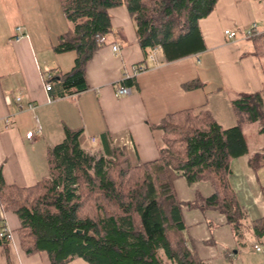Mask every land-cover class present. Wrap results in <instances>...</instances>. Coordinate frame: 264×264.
Returning <instances> with one entry per match:
<instances>
[{"label":"trees","instance_id":"trees-1","mask_svg":"<svg viewBox=\"0 0 264 264\" xmlns=\"http://www.w3.org/2000/svg\"><path fill=\"white\" fill-rule=\"evenodd\" d=\"M71 28L54 51L76 53L73 68L49 79L55 99L88 88L86 64L112 32L110 10L126 6L146 55L158 48L173 62L206 50L200 20L218 0H59ZM255 56L264 55V33L250 38ZM147 67H150L148 63ZM51 72H54L51 70ZM133 79L122 81L132 85ZM200 83L190 82L186 88ZM239 124L224 128L208 111L166 114L153 129L163 133L159 156L133 164L124 147L89 151L83 128L65 127L64 139L47 150L48 174L31 186L7 184L0 172V204L16 214L20 247L28 256L46 253L50 264L83 259L89 264H211L202 260L188 234L183 207L219 211L238 247L264 236V218L250 221L230 182L231 162L250 154L264 167V150L251 155L244 124L264 134V89L232 97ZM208 181L214 192L180 200L175 180ZM7 235L0 247L7 246Z\"/></svg>","mask_w":264,"mask_h":264},{"label":"crops","instance_id":"crops-1","mask_svg":"<svg viewBox=\"0 0 264 264\" xmlns=\"http://www.w3.org/2000/svg\"><path fill=\"white\" fill-rule=\"evenodd\" d=\"M39 5L56 12L61 6L59 0H0V172L7 184L31 186L46 176L47 150L64 139L65 127L83 128L87 140L99 150H108L109 144L124 147L132 163L138 164L159 156L163 133L151 124L159 123L166 114L182 109L208 111L222 127H233L239 119L232 97L264 89V55L252 54L253 42L243 36L254 24L260 34L264 33V0H218L214 11L200 20L206 50L173 62L164 61L161 51L156 62L146 61L128 9L112 8V32L86 64L88 88L57 99L52 90H46V75L51 70L53 74L70 71L76 53L53 50L59 36L70 29L61 15H57L55 30L43 27L36 32ZM18 27L25 36L15 40ZM226 29L236 31L237 37H228ZM114 45L120 51L115 52ZM147 63L149 69L129 78L133 79L129 85L132 93L117 95L122 81L132 77L133 67ZM194 81L200 85L186 88ZM30 105L35 107L42 128L32 138L27 133L35 129L36 121ZM250 126L258 137L248 140L252 155L264 150V134L259 125ZM249 127L244 124V132ZM231 169V185L248 218L263 219L264 167L255 170L250 154H246L233 159ZM175 188L185 203L198 193L209 197L214 192L210 182L189 184L184 177L175 180ZM183 215L202 260L264 264V252L255 249L256 244L264 248V236L251 234L246 244L238 247L226 216L219 211L184 206ZM19 226L16 214L0 204V237L12 234L7 248L0 247V264H8L9 258L14 264H50L46 253L28 256L23 251L16 233ZM68 264L89 263L75 259Z\"/></svg>","mask_w":264,"mask_h":264},{"label":"built area","instance_id":"built-area-1","mask_svg":"<svg viewBox=\"0 0 264 264\" xmlns=\"http://www.w3.org/2000/svg\"><path fill=\"white\" fill-rule=\"evenodd\" d=\"M225 33L228 35V37H230L231 39H234L237 37L238 33L234 30H231V29H226L225 30ZM260 32L257 30V25L254 24L251 28H249L248 30L245 31L244 33V38H251L253 37L254 35L256 34H259ZM25 36V33H23V29L22 27H18L17 28V33L14 35V39L15 40H20L22 39L23 37ZM113 50L115 52H118L120 51V47L118 45H114L113 46ZM160 50L158 48L156 49H153L147 56V59L151 62H156V55L157 53L159 52ZM150 67H147L146 64L144 65H140V66H134L133 67V71H132V77H128L126 79H129V78H133L135 77L137 74L149 69ZM53 76V72H49L47 73L46 77H47V80H46V83H45V87H46V90H51L52 89V83L49 81V79ZM132 87L130 86H126V85H122L120 87L117 88L116 90V93L117 95H120V96H124V95H129L132 93ZM9 99V97H7ZM21 100V96H18L17 97V101H20ZM50 101H52V99H50ZM30 109L31 111L34 113L35 112V107L33 105H30ZM34 118H35V121H36V127L34 130L32 131H29L27 133V137L28 138H32L36 135H39L42 131V128H41V125L39 123V120H38V117L37 115L34 113ZM94 140V139H93ZM8 232V230H7ZM12 234L11 232L8 233V237H11ZM255 249L257 251H261V252H264V248L260 245V244H256L255 245Z\"/></svg>","mask_w":264,"mask_h":264},{"label":"rangeland","instance_id":"rangeland-1","mask_svg":"<svg viewBox=\"0 0 264 264\" xmlns=\"http://www.w3.org/2000/svg\"><path fill=\"white\" fill-rule=\"evenodd\" d=\"M57 7H58V5H57ZM36 10H37V14L39 15V19H40V24H34V28L36 29V32H39V30L43 29V27L50 30V31L55 30L58 27V20L56 19L58 17L57 15H61L60 16L61 21L63 19V21H65V23H67V25H69V28H71L72 24H71L70 20H68V18L65 16L61 6H59V8H58L59 12L54 11V8L49 10L48 8L45 7V5H39V7L36 8ZM53 50H54V48H53ZM63 62H64V60H63ZM249 126L250 125L248 124V127ZM245 132L247 134L246 138L250 142H252L253 140H257L258 137L255 136L257 133L255 132V130L251 129V126L249 127L248 130L246 129ZM83 145L89 151L90 150L93 151L96 149V144H92L88 140H85V143H83ZM6 248H7V246H6ZM249 249H252L251 243H250ZM8 264H14L13 261L11 260V258H9Z\"/></svg>","mask_w":264,"mask_h":264}]
</instances>
